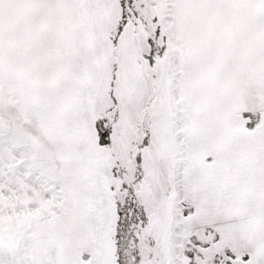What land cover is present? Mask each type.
<instances>
[{"label":"snow or ice","instance_id":"obj_1","mask_svg":"<svg viewBox=\"0 0 264 264\" xmlns=\"http://www.w3.org/2000/svg\"><path fill=\"white\" fill-rule=\"evenodd\" d=\"M0 264H264V0H0Z\"/></svg>","mask_w":264,"mask_h":264}]
</instances>
